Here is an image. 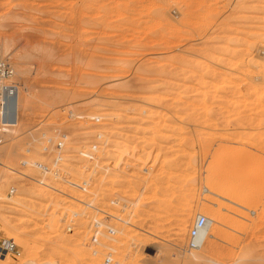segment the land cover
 <instances>
[{
    "label": "rangeland",
    "instance_id": "obj_1",
    "mask_svg": "<svg viewBox=\"0 0 264 264\" xmlns=\"http://www.w3.org/2000/svg\"><path fill=\"white\" fill-rule=\"evenodd\" d=\"M263 30L264 0H0V57L19 92L0 133L15 153L0 239L21 250L0 264H103L86 217L63 229L80 209L64 193L123 221H110L114 243L100 236L113 264H264ZM206 184L253 215L205 202ZM206 213L223 222L217 239L183 252Z\"/></svg>",
    "mask_w": 264,
    "mask_h": 264
},
{
    "label": "built area",
    "instance_id": "obj_2",
    "mask_svg": "<svg viewBox=\"0 0 264 264\" xmlns=\"http://www.w3.org/2000/svg\"><path fill=\"white\" fill-rule=\"evenodd\" d=\"M12 70L8 65L5 59L0 58V122L7 123L8 121L16 119V98H17V88L15 83H9V78L12 76ZM68 118H73V114L68 113ZM46 144H48L46 142ZM57 150H52L53 147L51 145H44L42 149L43 154H49L54 152L58 154L56 159H53V162L56 160L57 163L61 159L59 156L62 154V149L60 145H56ZM48 167L38 165V169H36L41 177H44L45 172ZM48 170V169H47ZM52 172H55L54 168ZM60 173H54L55 178H57ZM57 176V177H56ZM61 182L68 178L67 173L62 174L61 178H58ZM70 181V180H69ZM38 183V182H37ZM65 186L70 188H74L75 190H79L83 192V188L87 186L86 181H81L78 184L74 183H65ZM66 198L72 199L75 203L80 206V209L76 211H70L63 215L62 219V227L68 233H71L74 228V222L77 219H83L86 217L89 223V230L92 231V234L88 241V248L93 252L101 253V258L103 264H113L114 260H112V252L111 249L107 248L106 244H101L102 240L100 239L102 231L105 233V240L108 244H112L115 241L112 239L115 237L114 228L112 227V223L110 221L123 222L120 219H116L114 217L109 216L108 214L100 211L99 208L94 207L88 202H84L83 200H78L76 198L71 197L69 194L64 193L62 195ZM208 219L202 215H197L189 228V232L186 238L185 246L183 251H196L201 248L204 243L207 234V225ZM21 255L20 248L14 243L13 240L2 238L0 239V259H5L6 257H11L12 259H18Z\"/></svg>",
    "mask_w": 264,
    "mask_h": 264
},
{
    "label": "bare ground",
    "instance_id": "obj_3",
    "mask_svg": "<svg viewBox=\"0 0 264 264\" xmlns=\"http://www.w3.org/2000/svg\"><path fill=\"white\" fill-rule=\"evenodd\" d=\"M155 8V7H154ZM179 21V20H178ZM231 29V28H230ZM264 31V30H263ZM200 36V35H199ZM0 49L1 50H4V51H6L7 50V44H6V42L5 41H1L0 40ZM1 58V57H0ZM3 59V58H2ZM7 61V60H6ZM7 63H8V61H7ZM8 65L10 66V64L8 63ZM10 69L12 70V73H13V69H12V67L10 66ZM13 76H14V73L12 74V76H11V78H9L8 80H9V83H11V80H12V78H13ZM256 76V75H255ZM18 90H17V98H16V119L15 120H11V121H8L7 123H4L3 121L2 122H0V133H1V135H2V133H4V131L5 130H7V128H8V125L9 124H11L12 122H16V120H17V116H18V108H17V104H18ZM58 98V97H57ZM61 99V98H60ZM20 101V100H19ZM22 102V101H21ZM23 105H24V102L22 103ZM27 104V103H26ZM256 104V103H255ZM109 116H113V113H110L109 114ZM155 116V115H154ZM94 118V117H93ZM111 119V118H110ZM144 124V123H143ZM142 124V125H143ZM152 125V124H151ZM154 130V129H153ZM175 131V130H174ZM157 133V132H156ZM149 135V134H148ZM56 136V135H55ZM151 136V135H150ZM55 138V137H54ZM68 138H69V136H67L65 139H64V143H68L69 142V140H68ZM155 138V137H154ZM57 139V138H56ZM52 140V139H51ZM2 142V140L0 139V145L2 144L1 143ZM14 145V144H13ZM39 145H41V144H39ZM12 153H10L11 154V156L10 157H8V154H7V151L6 150H3V151H1L0 152V174H3V171L4 172H6V171H10V170H12L13 169V167L11 166V163L9 162L10 160H12L13 161V155H15V153L13 152V151H11ZM26 165H28V166H34V165H36L35 164V160L34 159H32V158H28L27 160H26ZM67 165V164H66ZM66 165H61V166H65L66 167ZM17 167V166H16ZM59 167H60V165H59ZM111 167V166H110ZM60 169H61V167H60ZM60 169H58V170H60ZM65 169V168H64ZM6 175H4V176H2L1 178H0V191H2L3 189H4V187H5V185L7 184L6 182L8 181V180H6V177H5ZM48 188V186L47 185H45V186H43V188H42V190L43 189H47ZM59 189H57V191H58ZM61 192V191H60ZM59 192V193H60ZM201 192L203 193V194H207L210 198L208 199V200H204L205 202H207V203H209V204H211V205H215L214 204V202H213V198H217V199H219V200H221V201H224V202H226V203H228V204H230V205H232L234 208H232V210L233 211H236V210H234V209H240V210H242V211H244V212H247V213H249L250 215H253V212H251L249 209H247L245 206H244V203H243V200H233V199H235V198H232L231 196V198L229 199V197L228 196H224L225 194L224 193H222V192H219V191H217V190H215V189H213V188H211L210 186H208L207 184L205 185V186H203L202 187V189H201ZM1 195H3V194H0V204H1V201H3V200H1ZM3 197V196H2ZM4 198V197H3ZM8 202V201H7ZM55 202V201H54ZM3 203V202H2ZM56 204H57V202H56ZM57 206V205H56ZM223 205H221V207H222ZM56 208V207H55ZM54 208V209H55ZM200 208V207H199ZM53 209V208H52ZM201 211H203L202 209H200ZM220 210H225L223 207L220 209ZM54 211V210H53ZM52 212V211H51ZM229 213H230V211H229ZM231 213L232 214H234L232 211H231ZM237 213V212H236ZM198 215H200V214H198ZM197 216V215H196ZM3 217H5V216H3V209L1 208V206H0V228H1V225L3 224ZM204 217H206L207 219H208V222H207V225H206V228H207V234H206V238H205V240H204V243H203V245L201 246V250H202V248L204 249V248H206V247H208L207 245H209V244H211L210 242L211 241H213V240H216L217 238V235L218 234H216L215 233V229H216V227L218 226V225H222L221 223H223V222H221V221H219L217 218H215V216L213 215V214H207L206 213V216H204ZM5 219V218H4ZM187 226H186V224L185 223H183V224H181L180 225V228L178 229V231H177V234H176V236L178 237V238H182V237H184L185 236V233H186V231H187ZM234 228H232V230H233ZM235 230V229H234ZM200 249H198V250H196V251H201ZM183 252H185V251H183ZM190 252H195V251H186L185 253H190ZM250 255V253L249 252H247L244 256H249ZM249 257H251V255L249 256ZM249 257H246V258H249ZM245 258V257H244ZM245 258V259H246ZM38 262H40V261H38ZM32 263V262H31ZM31 263H27V262H25V264H31ZM36 263H37V261H36Z\"/></svg>",
    "mask_w": 264,
    "mask_h": 264
}]
</instances>
